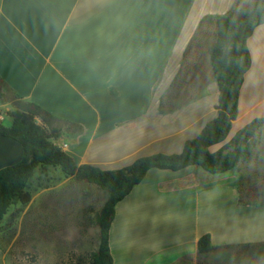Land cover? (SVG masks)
<instances>
[{
    "label": "crops",
    "instance_id": "crops-1",
    "mask_svg": "<svg viewBox=\"0 0 264 264\" xmlns=\"http://www.w3.org/2000/svg\"><path fill=\"white\" fill-rule=\"evenodd\" d=\"M238 1L0 0L3 98L12 93L23 103L1 99L0 120L11 126L10 112L25 110L28 102L39 105L55 117L53 142L78 165L120 169L142 156L173 154L169 150L181 143L172 142L176 135L196 137L216 117L218 88L209 55L212 79L191 87L199 92L195 99L160 110L165 88L182 71L193 37L213 21L209 17ZM248 48L252 65L233 126L264 105V24ZM197 51L187 64L195 77L204 70ZM22 154L18 143L0 135V169ZM232 171L150 170L116 205L110 229L114 264H177L188 257L200 258V264H264V204L245 200ZM206 234L215 250L202 255L198 241Z\"/></svg>",
    "mask_w": 264,
    "mask_h": 264
},
{
    "label": "trees",
    "instance_id": "trees-1",
    "mask_svg": "<svg viewBox=\"0 0 264 264\" xmlns=\"http://www.w3.org/2000/svg\"><path fill=\"white\" fill-rule=\"evenodd\" d=\"M236 6L237 3L223 15L209 17L217 28L216 40L209 48L212 73L218 88L217 113L194 139L185 141L180 153L142 156L120 169L78 165L69 153L53 142L57 131L51 123L55 117L39 105L28 102L25 110L10 112L13 119L10 127L4 126L0 120V135L18 143L23 152L19 162L0 169V222L11 206L31 202L33 196L29 184L38 167L60 168L67 177L87 181L107 190L108 199L98 216V249L92 255L90 264H114L110 250V229L116 205L144 180L150 170L176 172L197 166L209 174L220 175L236 169L249 158L252 152L250 141L256 130L264 125V118L254 119L221 149L211 151L212 147L228 139L233 123L239 117L240 92L252 65L248 40L255 29L264 24V0H254L247 7ZM1 83L0 79V100L4 97ZM160 110H163L162 104ZM37 120H41L45 126L38 124ZM239 202L242 204L241 199ZM214 250L210 235L199 239V254Z\"/></svg>",
    "mask_w": 264,
    "mask_h": 264
},
{
    "label": "rangeland",
    "instance_id": "rangeland-1",
    "mask_svg": "<svg viewBox=\"0 0 264 264\" xmlns=\"http://www.w3.org/2000/svg\"><path fill=\"white\" fill-rule=\"evenodd\" d=\"M252 1L239 0L237 6L247 7ZM216 31L215 22L206 21L193 37L190 46H187L189 49L182 71L173 74L169 86L165 88L168 91L163 96V111H173L195 99L199 92L193 91L191 87L201 82L207 84L212 79L210 71L206 70V62L209 48L216 40ZM196 49L199 51V57L196 58L204 68L203 74L198 77L188 68L194 62L188 59ZM168 79L162 78L158 90ZM3 99L23 106L21 100L12 93L6 94ZM257 118H264V105L252 115L238 120L227 140L230 141L240 129ZM190 133L176 135L172 142L181 143L177 150H169V153H179L185 141L194 139ZM250 144V157L229 174H237L240 191L249 197L245 198L246 201L264 204V125L256 130ZM29 191L33 196L31 202L11 206L0 222V264H90L92 255L98 249V216L108 199L107 190L87 181L67 177L60 168L46 166L36 169ZM136 248L137 245L132 246L134 251ZM200 260L198 257H188L177 264H200ZM232 261L224 260L223 263L233 264Z\"/></svg>",
    "mask_w": 264,
    "mask_h": 264
},
{
    "label": "built area",
    "instance_id": "built-area-1",
    "mask_svg": "<svg viewBox=\"0 0 264 264\" xmlns=\"http://www.w3.org/2000/svg\"><path fill=\"white\" fill-rule=\"evenodd\" d=\"M1 115V114H0ZM66 147V146H65Z\"/></svg>",
    "mask_w": 264,
    "mask_h": 264
}]
</instances>
